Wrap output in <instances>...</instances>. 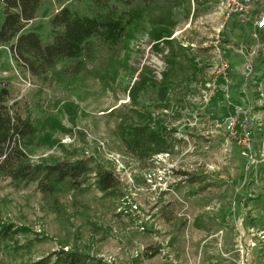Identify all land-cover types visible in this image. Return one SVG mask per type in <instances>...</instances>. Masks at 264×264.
I'll list each match as a JSON object with an SVG mask.
<instances>
[{
	"label": "rangeland",
	"instance_id": "374dc122",
	"mask_svg": "<svg viewBox=\"0 0 264 264\" xmlns=\"http://www.w3.org/2000/svg\"><path fill=\"white\" fill-rule=\"evenodd\" d=\"M252 7L253 14H263L264 0H254ZM59 8L56 0L43 1L27 30L48 37ZM213 10L222 27L223 18ZM176 15L180 19L176 29L182 32L189 20L185 22L180 10ZM4 16L0 3V27ZM208 26L202 34L190 30V25L171 39L201 63L199 45L212 37L203 36ZM225 31L232 49L244 40L236 22ZM260 40L264 42V36ZM232 49L228 55L235 88L229 91L234 95L230 99L242 102L235 95L244 74L243 60ZM167 51L154 50L148 32L137 33L126 40L119 57L123 60L128 54V66L140 68L136 73L121 65L115 79L89 75L69 87L35 77L16 61L10 44L0 43V88L9 89L7 103L23 118L38 122V137L24 152L33 162L88 159L93 167L81 188L65 184L52 197L45 196L36 182L15 187L0 174L2 218L26 230L2 243L0 264H33L73 249L94 257L95 263L88 264H264V106L255 105L259 95L253 82L249 95L253 146L247 157L228 138L231 107L225 96L208 106L198 96V84L208 69L191 83L172 84L167 90L149 86L138 95L140 109L151 114L150 126L171 131L168 150L141 159L126 148L115 129L119 117L112 110L131 104V86L145 64L157 82L163 79ZM110 60L101 46L86 56L89 69ZM263 76L264 49L249 78L258 81ZM97 166L117 177L118 186L110 195H103L95 183ZM171 210L186 219L182 237L181 221L175 215L169 218ZM154 250L158 253L153 257L144 256Z\"/></svg>",
	"mask_w": 264,
	"mask_h": 264
},
{
	"label": "trees",
	"instance_id": "16d2710c",
	"mask_svg": "<svg viewBox=\"0 0 264 264\" xmlns=\"http://www.w3.org/2000/svg\"><path fill=\"white\" fill-rule=\"evenodd\" d=\"M43 1L0 0L5 8L0 43L10 44V52L16 61L44 81L56 80L70 87L89 75L115 79L121 65L136 73L140 68L128 66V54L123 60L119 57L126 40L136 37L137 33L148 32L154 50H168L163 79L157 82L151 67L145 64L139 72V80L131 86V104L112 110V114L119 117L115 129L133 155L145 159L148 155L168 150L173 141L171 131L163 126L159 129L150 126L151 114L140 109L138 100L141 96L138 95L149 86L157 88L159 85L167 90L172 84L191 83L198 73L208 69L209 57L205 48L200 49L202 61L199 63L171 36L180 23L177 10L182 12L184 19L190 16L197 19L202 7L208 11L213 3L217 4V0H56L60 8L51 19L52 28L46 38L37 31L27 30ZM98 46L113 60L103 67L89 69L86 56ZM9 93L7 87L0 88V174L9 177L15 187L36 182L38 189L48 197L55 196L65 184L81 188L93 170L88 159L33 162L24 152V149L34 145L38 137V122L14 112L7 103ZM96 168L97 187L103 195H110L118 186L117 177L109 170ZM171 215H175L173 210L169 212V218H172ZM175 219L181 221L178 228L179 237H182L187 226L186 219L176 215ZM23 231L26 230L22 226L5 222L0 213V252L5 240ZM177 237L171 238L172 244ZM157 253L156 250L145 252L144 256L150 258ZM53 258L52 264L95 263L94 257L73 249L55 252L33 264H50Z\"/></svg>",
	"mask_w": 264,
	"mask_h": 264
},
{
	"label": "built area",
	"instance_id": "2783aa9c",
	"mask_svg": "<svg viewBox=\"0 0 264 264\" xmlns=\"http://www.w3.org/2000/svg\"><path fill=\"white\" fill-rule=\"evenodd\" d=\"M254 0H217L216 9L221 15L222 27L213 36L212 53L209 58V67L206 76L200 80L198 88L200 90L201 100L207 106L212 102L220 99V96H225L228 101L231 111L226 120V129L229 140L233 141L241 148V153L246 157L251 152L253 146V130L251 126L252 117L249 109L253 107L252 101L249 98L250 89L252 84H259L255 86L258 99L254 100L259 106H264V78L262 80H250L249 75L252 73L254 60L264 49V42L260 40L261 36H264V13L253 14ZM235 15L240 23L252 24L251 30L248 36L251 42H247V39L242 41L237 47H233L234 52L238 53L242 57L243 65V78L238 86L239 93L235 96H240V100L232 101L230 98L234 96L229 93L231 88L234 90V82L232 78V64L229 60V56L226 48L232 47L228 43L223 41L221 36V29L226 25L229 18ZM191 23L186 26L190 27ZM180 32L175 31L172 37H176ZM248 38V37H247ZM232 49V48H230ZM161 72V71H160ZM158 76H161L159 74ZM253 82V83H252ZM252 83V84H251ZM239 101L241 103H239ZM239 103V104H238ZM246 108H243V106ZM218 106V104H217Z\"/></svg>",
	"mask_w": 264,
	"mask_h": 264
},
{
	"label": "crops",
	"instance_id": "0c3cea01",
	"mask_svg": "<svg viewBox=\"0 0 264 264\" xmlns=\"http://www.w3.org/2000/svg\"><path fill=\"white\" fill-rule=\"evenodd\" d=\"M216 5H214V3L212 4V7H211V9L210 10H208V11H205L206 9H204L203 7L201 8V15L197 18V19H192L193 20V22L191 21V17L192 16H190L189 18H187L186 20H185V22H187L188 20L189 21H191V27L193 26V28H191L190 30H192V29H194L195 30V32H199V33H201L202 32V34L204 33V31H205V29H204V26L206 25V26H208L209 27V29H208V27H205V28H207V32L203 35V36H209V35H211L212 37L211 38H207L206 40H205V42L203 41V43H201V45H199V48L201 49V48H205L206 50H207V53L209 54V55H211V53H212V44H211V41H213V36L215 35V33L220 29V25H219V23H217V20H216V17H215V15H216V12H214V10H213V8H215V10H216V7H215ZM215 14V15H214ZM195 20V21H194ZM222 20V19H221ZM232 22H236V24H237V26H238V28H240L241 29V31L243 32V35L244 36H242L243 37V39L244 40H246L247 39V36H248V33L250 32V30H251V27H252V24H251V21H250V23H240V22H238V19H237V17L235 16V15H232L230 18H229V20L227 21V23H226V29H227V27H229V25L232 23ZM185 29H187L186 28V26L182 29V32L185 30ZM226 29H224L223 30V28L221 29V31H222V36H223V41L225 42V43H227V41H228V39L227 38H225V36H227L226 35V33H227V31H225ZM175 31H179V30H175ZM175 31H174V33H175ZM182 32L180 31V33H179V35L180 34H182ZM173 33V34H174ZM173 36V35H172ZM186 36V35H185ZM182 38V37H181ZM225 39L227 40V41H225ZM244 40H242V41H244ZM241 41V42H242ZM240 42V43H241ZM239 43V44H240ZM229 44V43H228ZM227 49V53H228V50L230 49L229 47L228 48H226ZM233 50V49H232ZM231 52H233L234 53V50L233 51H231ZM236 53V52H235ZM238 54V53H237ZM236 55V54H235ZM229 56V55H228ZM238 56V55H237ZM211 57V56H210ZM209 57V58H210ZM238 58H239V56H238ZM230 60V59H229ZM230 62H232V60L230 61ZM232 64V63H231ZM6 72H8V71H5L4 72V74H6ZM232 76H233V74H232Z\"/></svg>",
	"mask_w": 264,
	"mask_h": 264
},
{
	"label": "water",
	"instance_id": "95a60500",
	"mask_svg": "<svg viewBox=\"0 0 264 264\" xmlns=\"http://www.w3.org/2000/svg\"><path fill=\"white\" fill-rule=\"evenodd\" d=\"M160 98H161V100H164L165 99V92H164V90H161L160 91Z\"/></svg>",
	"mask_w": 264,
	"mask_h": 264
}]
</instances>
